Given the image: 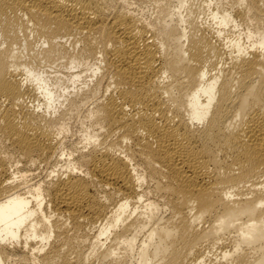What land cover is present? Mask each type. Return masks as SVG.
Wrapping results in <instances>:
<instances>
[{"label":"bare ground","instance_id":"6f19581e","mask_svg":"<svg viewBox=\"0 0 264 264\" xmlns=\"http://www.w3.org/2000/svg\"><path fill=\"white\" fill-rule=\"evenodd\" d=\"M0 264H264V0H0Z\"/></svg>","mask_w":264,"mask_h":264}]
</instances>
